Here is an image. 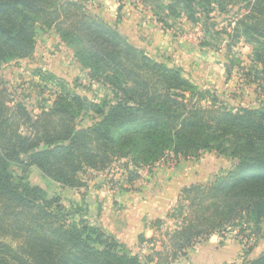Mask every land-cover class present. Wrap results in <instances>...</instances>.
<instances>
[{
	"label": "trees",
	"instance_id": "obj_1",
	"mask_svg": "<svg viewBox=\"0 0 264 264\" xmlns=\"http://www.w3.org/2000/svg\"><path fill=\"white\" fill-rule=\"evenodd\" d=\"M172 3L167 9L178 11L176 18L187 15L192 24L212 13H228L231 7L243 8L246 14L234 29L236 35H227L244 36L254 43L259 76L253 81L264 83V0ZM158 22L163 24L159 18ZM51 27L73 48L75 61L89 70L93 80L104 78V84L112 88L113 102L89 105L88 112L99 120L77 129L73 121L87 113L76 116L73 109L83 107L84 101L75 85L70 93L59 81L62 90L47 112L31 120L23 110L31 133L24 136L13 130L7 144L0 145V202L3 213L12 211L10 226L21 225L28 234L17 247L0 242V264H172L186 256L194 240L223 224L245 220L264 227V103L236 110L216 108L215 93L200 90L180 67L132 46L85 10L80 0H0V67L29 57L38 29ZM208 99L212 104H201ZM44 116L52 124V117L67 121L64 135L44 132L35 137ZM168 152L184 159L214 152L236 159L237 164L212 183L181 191L180 196L196 206L197 214L171 234L168 252L156 256L128 248L91 222L83 199L66 208L58 197L48 200L41 188L28 182L27 174L15 183L7 171L11 163L24 174L34 167L64 187L80 189L85 187L83 176L88 170L100 172L113 161H125L126 169L151 167ZM137 178L138 174L128 172L126 181L131 184ZM177 203L172 215L176 217L183 202ZM160 225L155 220L150 227L155 231ZM137 241L138 246H148L154 239L140 235ZM245 264H264V253Z\"/></svg>",
	"mask_w": 264,
	"mask_h": 264
},
{
	"label": "rangeland",
	"instance_id": "obj_2",
	"mask_svg": "<svg viewBox=\"0 0 264 264\" xmlns=\"http://www.w3.org/2000/svg\"><path fill=\"white\" fill-rule=\"evenodd\" d=\"M80 2L85 10L100 17L110 26L112 23H115L114 26H116L120 22V11L124 7L127 11L129 10L128 12L135 9L144 16H149L150 19L152 17L157 22L159 18L163 21V24L159 22L162 27L173 28L180 35L190 36V42L195 46V56L200 49H203L205 54L199 60L196 58L198 62L188 69L190 77L182 70L183 76L200 90H210L212 94L215 93L217 96L214 100L216 108L224 107L236 110L256 107L264 103V94L261 89L264 87V83H254L256 81H253L256 76H259L257 75L259 67L254 62V43L247 41L244 36L230 38L227 35L229 34L231 37L236 35L234 29L237 23L242 20V16L246 14L243 8L231 7L228 13H212L208 18H202L198 24H192L187 15L181 14L176 18L175 12L178 11L167 9L173 4L172 0H113L116 7L108 20L100 15L105 2L103 4L95 0H80ZM67 25L68 22L65 23V26ZM111 27L113 28V26ZM206 27L207 31H205ZM145 51L149 55H153L149 51ZM157 54L158 58L162 57V60L167 61L164 55ZM102 79L99 82L93 80L89 70L83 69L75 61L73 48L66 46L55 27L38 29L33 53L29 57L15 59L0 67V145L7 144L6 138L12 135L13 130L24 136L31 133L28 125L24 124L25 113L23 110L30 114L31 120H35L40 114L47 112L58 92L62 90L57 84L59 81L67 85V91L70 93L72 92L71 88L75 85L74 90L77 94L82 99L86 98V101L83 100V107L76 106L73 110L76 116L79 113L81 116L84 113L87 114L76 118L72 125L75 124L77 129L89 127L99 118L91 111L88 112V106L98 105L104 101L113 102L112 88L108 84H104V78ZM208 100L202 101L201 104H212V100ZM56 118L58 117H52L55 122L52 124L47 120L49 117L44 116L42 124L38 127V132H35L34 136L40 138L44 132L64 135L65 126H69V123L67 121L60 122ZM23 158L26 157L23 156ZM186 162L191 163V167H193L190 168L191 173L196 166L207 168L211 174L217 172L211 180L198 183L200 185L212 183L215 178L226 176L237 164L236 159L218 156L214 152H200L197 158L187 159L175 157L174 154L168 152L151 167L126 169L123 166L125 161H113L100 172L88 170L83 176L85 187L80 189L64 187L44 176L34 167L28 169L24 174L19 165L11 163L7 171L12 175V181L15 183L18 181V177L27 174L28 182L41 188L48 200L58 197L62 205L68 208L71 202L81 204L82 199L85 200L84 195H87L89 187V191H101L102 196L112 202L123 194L127 195L128 191L133 188L139 190L142 196L150 197L157 194L156 191H158V187L151 183L156 170L162 169L167 173L177 174L178 170L181 171V167L190 166V164L184 165ZM187 169L189 168L186 167ZM128 172H135L139 178L128 184L126 181ZM185 188H182L180 193ZM180 195L166 215L160 219L159 229L153 230L154 242L143 249L144 251L141 253L144 255L151 252L153 256H156L155 253L168 252L171 234L194 220L197 214L196 206L191 205L190 199H184ZM180 200L183 202L180 215L176 217L174 213L175 216H172L177 202ZM2 206L0 202V242L17 247L21 245L22 239L28 233L22 230L21 225L10 226L12 211L3 213ZM89 220L95 222L90 217ZM147 221L150 226L155 220ZM257 235L262 237L261 241L257 240ZM201 236L194 240L195 244L191 248L185 250L187 256L190 252H196L203 246L212 249L209 245L214 242L218 246L215 251L227 254L225 264L228 262V264H245L256 260L264 253L263 250L260 256L253 255L256 259H252L250 256L256 244L264 245V227H254L251 223H246L245 220L223 224L210 234ZM232 255L235 256L232 257ZM185 257H179L178 259H181H177L172 264H190V261L188 262Z\"/></svg>",
	"mask_w": 264,
	"mask_h": 264
},
{
	"label": "crops",
	"instance_id": "obj_3",
	"mask_svg": "<svg viewBox=\"0 0 264 264\" xmlns=\"http://www.w3.org/2000/svg\"><path fill=\"white\" fill-rule=\"evenodd\" d=\"M95 1L102 4L105 2L100 15L106 20L111 18L112 11L116 7L113 0ZM128 11L123 7L120 11V22L116 26L112 23L111 26L132 46L145 49L157 57V53L164 55L169 63L179 66L190 77L188 69L205 54L204 50H198L195 56V46L190 42V36L180 35L173 28L166 27V29L152 17L150 19L149 16H144L135 9L130 10L132 12ZM189 164L190 166L181 167V171L178 170L177 174L167 173L162 169L156 170L151 183L158 187V191L150 197L142 196L139 190L133 188L127 195L123 194L112 202L104 198L101 191H89V187L87 195H84L85 200L83 199L87 205L89 217L128 248L143 252L147 245L138 246L137 238L140 235L146 239L152 237L153 230L148 226L147 220L162 219L177 201L182 188L209 181L217 173L211 174L210 170L201 166H196L191 173L190 168H193L191 163L186 162L184 165ZM186 167L189 169L186 170ZM257 240L261 241L262 237L257 235ZM209 246L212 249L203 246L196 252L186 255L188 262L190 261V264H225L227 254L215 251L218 248L215 242ZM263 250L264 245L256 244L250 256L256 259L253 255L260 256Z\"/></svg>",
	"mask_w": 264,
	"mask_h": 264
},
{
	"label": "water",
	"instance_id": "obj_4",
	"mask_svg": "<svg viewBox=\"0 0 264 264\" xmlns=\"http://www.w3.org/2000/svg\"><path fill=\"white\" fill-rule=\"evenodd\" d=\"M83 100L86 101V98L84 97Z\"/></svg>",
	"mask_w": 264,
	"mask_h": 264
}]
</instances>
